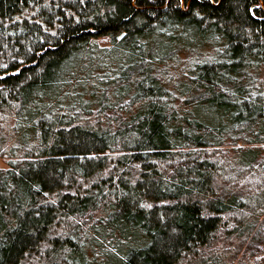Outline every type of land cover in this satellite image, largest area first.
Returning a JSON list of instances; mask_svg holds the SVG:
<instances>
[{"label":"trees","instance_id":"1","mask_svg":"<svg viewBox=\"0 0 264 264\" xmlns=\"http://www.w3.org/2000/svg\"><path fill=\"white\" fill-rule=\"evenodd\" d=\"M0 156V264H245L264 0H0Z\"/></svg>","mask_w":264,"mask_h":264},{"label":"rangeland","instance_id":"2","mask_svg":"<svg viewBox=\"0 0 264 264\" xmlns=\"http://www.w3.org/2000/svg\"><path fill=\"white\" fill-rule=\"evenodd\" d=\"M102 43H109L108 38L102 37ZM0 165L8 166V159L6 157L0 156ZM240 257L245 261V264H264V248L261 252L252 256H241Z\"/></svg>","mask_w":264,"mask_h":264}]
</instances>
